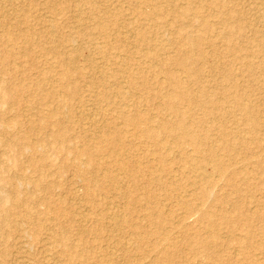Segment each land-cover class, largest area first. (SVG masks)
I'll return each mask as SVG.
<instances>
[{"label":"bare ground","instance_id":"6f19581e","mask_svg":"<svg viewBox=\"0 0 264 264\" xmlns=\"http://www.w3.org/2000/svg\"><path fill=\"white\" fill-rule=\"evenodd\" d=\"M233 1H234V4H233L234 6L237 5L238 3L239 5H241L240 0H233ZM257 1H262V0H257ZM243 2L241 3L244 4ZM249 2L250 1H248V4ZM262 2H264V0ZM130 3H134L133 7L135 9L134 10L135 13L133 12V15L135 16L137 20L141 22L139 24L132 22L131 18L130 20L125 18L127 17V15H125V11L123 12L122 8L124 5H129ZM229 3H232V2L230 1ZM229 3L226 0H185L183 5L180 4L179 0H74V8L71 11V13L68 15V18L73 23V26L71 27L70 30H68L63 35V43H60L62 44L61 51L56 50V49L48 50L49 54L54 55L55 63L54 65L52 64L51 66H46L44 70H42L43 71L42 74L40 73L41 78L40 79L38 78L36 82V87H35L36 89H39L37 91L35 89V92L39 91L37 95H39V93L41 92L39 97L38 96L37 98L35 97L37 100L36 102L39 103L40 106H44L45 105L44 103L46 101L55 102L56 104L53 107H47L45 109V113L40 112L35 108L34 109H35V112L37 113L36 116L39 117L40 125L43 127V130H45L46 125H49L52 129L48 131L50 132L49 135L51 137L50 139L51 141L50 143H48V146L55 149L58 153L64 156H67L68 158L69 156H71L74 167L77 166L76 164H78L81 159L84 161V163L80 162V164L82 165L85 164L86 170L82 168V172L79 171L77 172V174L80 176V178L82 177V179L86 182L85 197L88 202L89 201L96 202L94 199H91L92 198L91 195L97 190H103V193L106 191H111V190H116L119 193H123L124 184L122 182L123 186H121L120 179H123L124 177L121 178V176L119 177L118 175L123 174L126 171L128 172L129 170L131 174H134V175H137L138 177L143 178V183L140 184V186L143 188L142 189L143 193L141 194V198H143V201L145 202V209L147 210L151 209L149 207L151 204L154 205L155 203H158L157 197L155 196L153 189H152V186L154 184H157L156 186H158L159 188H163V190H165L166 199L170 197H176L174 194H172L173 191L171 192L170 190H168L169 183L165 181L161 177V175L159 174L156 175V173H154L155 171L147 174L146 171H151L153 169H151L150 167V170H149L147 167V170H145L146 168H144L143 163L146 160L144 161V158H142L141 159L143 160L142 162L140 161L139 158L135 157L137 148L139 150H142L146 154L145 156L147 155L151 156L152 154L156 156L155 159L157 158V161L159 162V164L155 168L156 170L161 172V174L163 172L173 173L174 169L172 170L171 165L169 166V164L174 162V160H171V159L168 160L167 155L171 153V150L168 147L169 143H171V145L176 143L177 145L175 146V148L179 149V152L178 150L177 152L183 155L180 158L181 160L180 159L178 160L179 162H181V166H182V168H180L182 170L181 174L184 175L185 177H188L191 183H193L192 185L196 186L195 188L200 189V195H198L197 198L198 199L201 198V200L212 196L211 191L213 190H210V189L208 190L207 187H209L210 185H213L212 184V182L214 181L213 179H217V178H214L215 176H223L224 174H226L225 173L226 168H229L230 166H235V168H233L235 170H233L231 174L229 175L232 177L228 178V181L230 182L235 179V176L242 174L244 172L243 171L244 168H242L241 166L238 167V169H236L237 168L236 160L239 159L238 157L242 153H243L241 155L242 158L249 160L248 163L252 165L255 170L258 169L259 172L261 171V173H264V159L261 157L259 158V156L261 155L256 156L252 150V146L254 147L256 144V139L249 141L248 139L238 136L236 135L237 130H235L234 132H230V137L228 136L227 132L224 133V131H226V124L228 123V121L235 124L234 119L229 120L232 115V112L230 111V109H227V107L224 106V104L226 103H228L229 106H231L232 110L239 112L242 124L247 125L245 132L251 135V137H253V134L256 133L257 131L256 128L260 126V120H261L260 119L261 116L259 117V113H261L259 112L260 110L253 104H249V103L246 104V102L242 103L243 101L242 97L264 95V58L259 61H252V60H247L246 59L247 57L244 54L248 51V54L250 56H252V54L254 53H262L264 56V33L255 36L256 35L255 25L256 24L264 25V8H261L259 6L256 7L255 10L253 8H251V10L248 8V13H246L248 17H244V16L242 17V15L238 13V10H236L235 7L232 8L228 6ZM66 4H67L66 0H52L51 3L47 4L46 9L49 10L50 12H54V10H56L55 7H60L61 11L59 13H64L66 15L68 13V11L65 13V11L67 10ZM212 8H218L219 15H216V17L213 16L215 15V13L211 12ZM55 16L54 18H56ZM54 18H51L47 21L49 25V30H48L49 35L51 36V38L49 39L53 38L52 40H54L56 37L58 38V27L55 23ZM188 27H192V29L193 27H195L196 32L194 33L192 30L188 31L187 30ZM250 32H252V37L247 38L246 33H250ZM237 38L242 39L241 40L242 42L236 43L235 39ZM84 39L90 42V50L88 49L89 51L87 53L88 56L86 55L87 58L85 57L84 59L85 65L86 67H89L90 70H92L91 73L92 72L94 73V74L90 73V76L88 77V81L86 79L87 77L85 76V74L82 73V71L76 64L79 54L81 53L83 49L76 48L73 46V42H75L76 40H84ZM13 43L11 42V45H13ZM55 45H58V44H55ZM168 45L172 46L173 47L172 49L175 50L174 51V53L176 54L175 57L170 58V57L164 56L166 55L165 52L167 51V48H169ZM252 46L253 48H251ZM0 51H1L0 65L3 63L5 64L9 63V60H10L9 56L10 55L12 56V54L10 53L11 52L13 53L14 50L10 51L9 53L7 48L2 47ZM58 51L63 54L64 56L63 59L56 58L57 55H59ZM45 54H47V52H45ZM26 56H27V53H26ZM209 56L212 57L213 60L211 61H213V63L209 67L207 65L206 68H213L215 72L217 71V73L220 74L219 84L216 86H213L214 89H212V92L210 94L207 92V90L203 86L204 85L203 79L199 82V79L201 78V77L199 78V73L204 71L203 69L205 67L203 66L208 64L207 60ZM224 58L226 59L229 58V61L231 63L227 64L226 63L227 61L223 62L222 59ZM123 59L124 61L122 64L121 61ZM234 64L235 66L236 64L239 66L237 71H235L234 69V66H233ZM157 67L159 68L160 73L164 74V77H162V76H159L160 75L159 73L158 76L161 77L160 79L158 78L157 75L154 74V68L157 69ZM172 67H175V69L180 71L182 75L180 76L177 75L176 72H174V70L170 69ZM0 68L2 67L0 66ZM56 68L60 69V78H59L60 79V85H59L60 94H58V92L53 90L54 87L52 85L49 86V83L53 81L52 79H55V76L53 78H51L50 76H52L53 71ZM16 72L18 71L16 70ZM28 73L30 72H27V74ZM122 75H128L126 77H128L127 85L129 87V91L120 90L118 85L116 86V82L114 84L113 82L110 81L112 78L116 79L117 77H120ZM240 77H244L245 81L248 82L249 85L240 84L239 83ZM10 78L11 77L8 78V81H10ZM85 79H86L87 84L86 82H84ZM78 81H80L84 85L83 86L84 89H86L85 98H83L84 95L83 96L80 95V98L78 96L79 88L80 90L83 88L79 84L77 86V83H79ZM162 81H167L168 84L172 86V89L162 92V90L160 89V83ZM188 83L192 84L193 86L196 84L197 88L194 90L191 89ZM20 85L21 87L25 86V88H27L28 84L25 85L22 82ZM47 85L49 87H47ZM68 85H70L71 87H68ZM21 87L19 90L23 89ZM64 88H67V89L69 88L71 90V93H70L72 97L71 100L74 99L78 101V98H79V101H78L79 107L76 108V112H78L79 114L78 116L82 120L81 125L93 128V132L89 133L90 135H86L85 133L86 131L84 132L83 126L80 125L81 128L83 129V130L82 129L80 130L82 131L84 135L81 137L82 146L78 148L71 147L68 143H66L68 137H67V134H65L63 124H66V122L69 121L68 111L69 112L74 111L75 108L69 105V101L67 97L62 96V93L67 94L68 92ZM1 89H2V86H0V90ZM15 89L12 90L11 88L9 90L13 92L12 96H10L11 100H9L11 104L14 103V102L12 103L11 101L18 100L20 102L21 100V99L19 100L17 97L20 94V91H19V94H17ZM134 90H137V92L139 91L138 92L139 97L140 99H142V101L140 100L139 102L131 101L133 97V96L131 97L132 95L131 92ZM9 93L10 92L7 91L6 95H9ZM32 96L34 95L32 94ZM32 96H30L31 102L33 98ZM23 99L24 98H22V100ZM109 99H116L118 101V104H116L115 106H110V104L109 105L102 104V103H105V101ZM28 100L29 99H27V101ZM154 100H156L157 102L156 103V105H158L157 107H161L162 110H164L168 115H171L175 119L174 122L171 120V122L173 123L171 122L167 123L163 121L161 122V124H159V126L156 124L157 127L155 129L157 130H154L150 126V122L153 120L152 117L154 116L152 117L149 116L147 113L148 110H146L147 112L145 111L147 114L143 112L141 110L143 107L139 108L140 104H147L148 102H152ZM36 102L34 104H36ZM131 102H133L134 104L136 103V104L130 105ZM262 105L264 108V99L262 100ZM27 106H28V102H27ZM38 106L37 108L40 109ZM34 109L33 110L30 109V110L34 111ZM66 109H68V111ZM195 109L201 110V112L203 113V116H201L200 118H195V115H196L194 114ZM7 111H5V113ZM111 111H114L117 113L114 116H111L110 118L106 117L105 115ZM90 112H91V115H90ZM263 113H264V110H263ZM1 120H3V117L2 119L0 118V122ZM17 121L19 122V120H15L10 123V122H7V120L6 121L3 120L4 123L2 124L3 125L5 124V128L2 129L0 126V129L8 131L14 128L15 130L17 128V125L19 124ZM156 122L157 121H155L154 123ZM211 129H217V131L219 132L220 138L216 139L217 143H213L215 141H213V138L211 137V135L210 136L208 135V132ZM160 132H163L168 138H171L173 142H169L168 144L163 143L165 145H162L160 148L158 147L159 148L158 151L157 150L154 151L151 149V147H154L155 138L156 136L160 135ZM220 132L222 133L220 134ZM0 133L4 136L3 132H0ZM7 134L10 135V133H6L7 137H8ZM30 134H33L32 130L30 131ZM11 135L9 136V138L5 136L1 137L2 139L0 138L1 140L0 143H2L3 145H7L8 147L13 146L16 149L18 145L16 144L17 142L15 141L19 138H16V139L14 138L16 137L15 135L17 136L19 135L15 134L14 135L15 137ZM26 135L25 136L23 135L24 138L28 137ZM23 136H21L20 134L21 138ZM226 137H227V140H225ZM39 145L40 144L38 142H33L30 145L26 143L25 145H19L18 147H20L22 150L25 149L30 152L31 151L34 152L37 150L42 151L43 146L42 145L39 146ZM171 145L169 146L171 147ZM187 145L191 146L192 153L188 151L190 154L186 155V154H183V152H184L185 146ZM8 147L4 146V149L6 148L8 149ZM10 150L8 149L7 152ZM17 150H19V148H17ZM2 151L3 150L0 149V154H2L1 153ZM27 151H26V154H27ZM122 151H124V153H121ZM21 153L19 152L20 155ZM7 154L8 153H6L5 155ZM222 154H225V155L227 154L225 160L224 158H222V156H224ZM14 156L17 157L18 155L16 156L14 154ZM1 157H0V160H1ZM8 158L11 159L10 156ZM8 158L6 160H8ZM39 158H41V161H42L44 159V154L40 155ZM255 158H258V159H255ZM2 160H5V158ZM146 162H148V160ZM93 165L95 166L92 167ZM250 165L247 164V166H250ZM113 166L115 168L113 170H110V168ZM92 168L94 169L95 173H99V179L93 180L92 178H89L85 175V173H87L88 170ZM207 168L210 169V171H207L206 170ZM8 170L9 169H7V171ZM1 171L2 172L0 173V178L2 179L4 176V179H2L4 181L1 180L0 182H6L7 184L8 179L5 181V173H4V170H2V168H1ZM7 173H10V172H7ZM10 176H7V178H9ZM17 177L18 176L11 177V180L12 181L16 180L17 182L18 179L19 180L21 179V178L17 179ZM24 178L26 179V177ZM17 183H19V181ZM35 184L37 185L38 183H35ZM182 189H183V185L178 184L177 190H182ZM3 190L5 189H2V192L0 191V196L1 194H3ZM12 191L13 190H11L10 193H12ZM194 191L195 190H193L191 193L192 196L194 195L193 194ZM234 192L235 194L240 195L243 192V188L238 185L236 186ZM22 193L23 192H21L20 195H22ZM187 197L179 196V199L175 200L176 203L180 207L182 206L184 209L183 215L181 214L182 217L179 216L176 222L171 221V218L169 217L171 216L170 212H168L169 216H164L165 213H163V209L159 207L158 208L155 207L154 213L156 214L155 217H156V220L158 221V226H159L158 230L162 232L163 225L165 223H169L172 225L174 224L176 226H179V227L181 226L184 228L185 225L184 226L182 225L183 221L187 226H190L189 223H186V220L190 218L192 215H197V219L198 218L200 219L201 217H204L205 215L210 214L209 212L206 213L204 209L201 210L202 208L199 210L198 208L196 209V208L189 207L190 203L188 202L190 200L191 201L195 200V198L193 197L192 199H190L188 197L190 199L189 200ZM0 198H2L6 202L12 203V205L18 203L16 194H15V197L14 195L13 197H8L6 195H3ZM134 200H135L134 198L132 197L130 198V202ZM228 200L229 199L226 197L224 198V197L213 196V201H217L220 204L228 205L227 204ZM13 207L15 209V206ZM231 207L235 211L243 210L242 211L243 216H244L243 221L249 220L251 217H253L252 212L247 209H243V205L241 203H236L232 205ZM127 208L129 209L130 205H128ZM10 211L8 210V212ZM4 215H5V212H4ZM57 215L58 213L56 212L54 216H57ZM114 216L112 217L115 218ZM25 217L31 220V217L27 215V211L25 213ZM180 217H181V220H180ZM23 219H24V216H23ZM221 219L224 220L225 218L222 216ZM6 222H8V220L5 219V216H0V224L3 225ZM76 222L77 221H75V223ZM119 224H121V221L116 220L115 225L117 226ZM209 224H211V222ZM212 224L214 225L213 227L216 226L214 223ZM13 225H9V226H13ZM30 226H32V224ZM17 228L19 230V227ZM122 229L124 230V228ZM214 231H210L209 235L207 231L208 236L207 235L205 236L208 237V240H202L199 238L200 243L203 245L206 244V246H212L213 248H215V245L217 244V240L220 237H218V235H216ZM14 234L16 233L14 232ZM22 237L23 235L21 236V239ZM7 244L8 243H6V245ZM25 244H26V240H25ZM58 244H61V242L58 241ZM4 246H2L1 249ZM72 248H73L72 246L71 247L68 246L65 249V251L67 252L69 256V259L73 263L72 259L75 256V254L73 253L74 250H72ZM28 249L30 250V248L27 246L26 250ZM4 261H8V260H6L5 258ZM151 261H153V259ZM71 262L69 261L70 264Z\"/></svg>","mask_w":264,"mask_h":264},{"label":"rangeland","instance_id":"374dc122","mask_svg":"<svg viewBox=\"0 0 264 264\" xmlns=\"http://www.w3.org/2000/svg\"><path fill=\"white\" fill-rule=\"evenodd\" d=\"M66 1H67L66 4L67 10L65 11V13L67 11L68 13L65 15L64 13H59L61 11L60 7H55L56 10H54V12H50L49 10L46 9L47 4L51 3L52 0H0V40H1L0 49L2 47H5L8 49L9 53L12 50H14V52L18 51L16 53L14 52L10 53L12 54V56L11 55L9 56L10 57L9 63L6 64L3 63L0 65L2 67L0 68V86H2V89L0 90V101H2L0 102V118L2 119L3 117L4 121L7 120V122L10 123L15 120H19V122L17 121L19 123L17 125V128L15 130L13 128L8 131L2 130L5 128V124L3 125L2 123L4 122L3 120H1L0 124L2 125L0 126L2 129L0 130L2 131L0 132H3L5 137H7L6 133H10V135L12 134L11 136L13 137L16 136L14 139L19 138L15 141L17 142L16 144L18 146L25 145L26 143L30 145L33 142H38L40 145L43 146L42 151L37 150L34 152L33 151L30 152L25 149L22 150L18 146L15 149V147L13 146L8 147L7 145H3L2 143H0V147H1L0 149L3 150L1 152L2 154H0V157L2 156L1 160L5 158V160L2 161L0 160L1 162L0 173L2 172L1 171L2 168V170H4L5 173V181L8 179L7 184L6 182H0V185L3 187L2 188L0 186V191L2 192V189L6 190V192L5 190H3V194H1L0 197H2L3 195H6L8 197H13L14 195L15 197L16 194L18 201L17 204L12 205V203L6 202L2 198H0L1 200L0 216H5V219L8 220V222L4 223L3 225L0 224V229H1L0 243H2L0 245L4 246L6 245V243H8L2 249H1L2 246H0V255H1L0 264H6V263L7 264H70L69 261L71 262V260L69 259V256L65 251V249L68 246L73 247L72 250H74L73 253L75 254V256L72 259L73 263L71 262V264H264V173H261V171L259 172L258 169L255 170L253 166L248 163L249 160L243 159L241 156L243 153L238 157L239 159L236 160V167H237L236 169H238V167L241 166L242 168H244L243 170L244 172L242 174L235 176V179L230 182L228 181V178L232 177L229 175L233 170H235L233 169L235 168V166H230L229 168H226L225 169L226 174H224L223 176H215L214 178L217 179H213L214 180L212 182L213 185L207 187L208 190L209 189L213 190L211 191L212 196L201 200V198L199 199L197 198V196L200 195V189L195 188L196 186L192 185L193 183H191L190 179L181 174L182 170L180 168H182V166H181V162H179L178 160L183 155H181V153H178L179 152L178 148H175L177 144L174 143L171 145V143L169 142H173L172 139L168 138L163 132H160V135L156 136L155 138L154 147H151V149L154 151L156 150L158 151V149L162 145H165L163 143H167V144L169 143V145H171V147L168 145V147L171 150V153L167 155V157L168 160L169 159L174 160V162L169 164V166L171 165L172 170L173 169L175 170V171L173 170V173L163 172L161 174V172L156 170L155 167H157L159 162L157 161V158L155 159L156 156L153 154L151 156L148 155L145 156L146 154L142 150H139L137 148L136 155L135 154L134 155L135 157L139 158L140 161L142 162H143V160H141L142 158H144V161L148 160V162L145 161L146 163L145 162L143 163L144 168H146L145 170H147L148 167V169L150 170L151 167V169L153 170L146 171L147 174L155 171L154 173H156V175L157 174L161 175V177L169 183L168 190H170L171 192L173 191L172 194H174L176 197H170L166 199L165 190H163V188H159L158 186H156L157 184H154L152 186V189L155 196L157 197V202L159 204L158 203H155L154 205L151 204L152 206L151 205L149 206L151 209L148 210L145 209V202L143 201V198H141V194L143 193L142 190L143 188L140 186V184L143 183V178L131 174L129 170L128 172L124 171L125 173L118 175L119 177L121 176V178L124 177L123 179H120L121 186H123L124 184L123 193H119L116 190L106 191L103 193V190H97L91 195L92 197L91 199H94L96 202L87 201L85 197L86 182L82 179V177L80 178V176L77 174V172L79 171L82 172V168L86 170L85 164L84 165L80 164V162L84 163V161L81 159L79 163L76 164L77 165L76 168L72 163L71 156H69L68 158L67 156L58 153L55 149L48 146V143H50L51 141L50 140L51 137L49 135L50 132L48 131L52 129L49 125H46L45 130H43V127L40 125L39 117L36 116L37 113L35 112V109H37L38 111L45 113V109L47 107H53L56 104L55 102L46 101L44 103L45 104L44 106H40L39 103L36 102L37 101L36 98L37 96L38 97L40 96L41 92L39 93V95H37L39 91L35 92L36 89L35 87L38 78L39 79L41 78V74L43 72L42 70H44L46 66H51L52 64L54 65L55 63L54 55L49 54L48 50L56 49L61 51L62 44L60 43H63V35L73 26V23L68 18V15L71 13V11L74 8V0H66ZM184 1L185 0H179L181 5H183ZM226 1H228V3L231 1L232 3H229L228 6L232 8L235 7L236 10H238V13L242 15V17L243 16L248 17V15L246 14L248 13V8L250 10L251 8L255 10V8L258 6L264 8V2H262L263 0L262 1L244 0V2L243 0L242 1L240 0L241 5H239L238 3L235 6L233 5L234 4L233 0H226ZM248 1H250L249 4ZM241 2H243L244 4H242ZM133 5L134 3H130L129 5H124L122 9L123 12L125 11V15H127V17L125 18H127L128 20H130L131 18L132 22L139 24L141 22L137 20L133 15V12L135 10ZM218 10H219L218 8H212L211 12L215 13V15L213 16L216 17V15H219ZM54 16L56 18H54ZM51 18L55 19V23L58 27V38L56 37L54 39L55 41L52 40L53 38L49 39L51 38V36L49 35V31H48L49 25L47 21ZM255 28H256L255 36L264 33V25L256 24ZM187 30L188 31L192 30L194 33L196 32L195 27H193V29L192 27H188ZM246 35L247 38H251L252 32L246 33ZM241 40L242 39L237 38L235 39V42L240 43L242 42ZM52 41H54L55 43ZM11 42L12 43L14 42L13 45H11ZM73 46L76 48L83 49L79 54L76 64L80 68L82 73L85 74V76L87 77L86 79L88 81V77L90 76L92 70H90L89 67H86L84 59L85 57L87 58L88 56L87 53L90 50V42L86 41V39L76 40L75 42H73ZM253 46L251 48H253ZM172 48H173L172 46H169V48H167V51L165 52L166 55L164 56L170 58L175 57L176 56V54L174 53L175 50ZM45 52H47V54H45ZM244 54L247 57L246 58L247 60L259 61L264 58L262 53H254L252 54V56H250L247 51ZM0 56H1V51H0ZM56 58L63 59L64 56L62 53L59 52V55H57ZM49 60L52 61L50 62ZM211 60L213 59L212 57L209 56L207 60L208 64L203 66L205 67L203 69L204 71L199 73V78L200 77L201 78L200 79L198 78L199 82L203 79L204 81L203 86L209 94L212 92V89H214L213 86L218 85L220 80L219 79L220 74L217 73V71L215 72L213 68H206L207 65L209 67L213 63V61ZM123 61L124 59L121 61L122 64ZM222 61L223 62L227 61L226 62L227 64L231 63L229 61V58L227 59L224 58L222 59ZM233 66L235 71H237L239 66L237 64L236 66L235 64ZM4 69H6L7 71ZM170 69L174 70V72H176L177 75L179 76L182 75V73L177 69H175V67H172ZM16 70L18 72H16ZM208 70L210 71V73ZM26 71L30 73L27 74ZM54 71L52 76L50 77L53 78L55 76V79H52L53 81L49 83V86L52 85L54 87L53 90L58 92V94H60L59 92L60 69L56 68ZM159 73H160L159 68L158 67L157 69L154 68V74L158 76ZM126 76L128 75H122L120 77H117L116 79L112 78L113 81L112 79L110 81L113 82L114 84L116 82V86L118 85L120 90L129 91V87L127 85L128 77ZM159 76L164 77V74L160 73ZM159 76L158 78L160 79L161 77ZM9 77H11L10 81H8ZM86 79L84 80V82H86ZM22 82L25 85L28 84L27 88H25V86L21 87L20 84ZM78 82L79 83H77V86L78 84L81 85L82 87L84 86L80 81ZM239 83L242 85H247V84L249 85V83L245 81L244 77L239 78ZM70 85H68V87H71ZM188 85L193 90L197 88L196 84L193 86L192 84L188 83ZM49 86L47 85V87ZM10 87L12 88V90L16 88L15 90L17 94H19L20 91L19 94L20 96L18 95L17 97L19 100L21 99L20 100L21 103L18 100L11 101L12 103L14 102L13 104L9 102V100H11L10 96H12L13 94L12 91H9L11 89ZM20 87L23 89L19 90ZM64 89L67 90L68 92L67 94L62 93V96L67 97L69 101V105L75 108V110L71 112H69L68 109H66L69 114V121L66 122V124H63L65 134H67L68 137L66 143H68L71 147L78 148L82 146L81 137L84 134L80 130L82 129L81 126L83 125H81L82 120L78 116L79 114L78 112H76V108L79 107L78 101L80 95L81 96L84 95L83 98H85L86 89H84L83 87L80 90L79 88L78 101L74 99L71 100L72 98L70 94L71 90L69 88L68 89L64 88ZM160 89L162 90V92H165L167 90L172 89V86H170L167 81H162L160 83ZM37 90L39 89H36V91ZM7 91L10 92L9 95H6ZM138 92L137 90L131 92L132 94L131 97L132 96L134 97V98L132 97V99L130 97L131 101L133 102H137V101L139 102V100L142 101V99H140L139 97ZM32 94L34 96H32ZM30 96H32L35 100L34 101L32 98V102L34 101L33 103L30 101L31 100ZM22 98L24 99L22 100ZM27 99L29 100L27 101ZM242 99H243L242 103L246 102V104L248 103L253 104L260 110L259 111L261 112L259 113V117L261 116L260 126L256 128L257 130L256 133L253 134V137H251V135L245 132L247 125L242 124L239 112L232 110L231 106H229V104L226 103L224 104V106L227 107V109H230V111L232 112V115L229 120L234 119L235 124L228 121V123L226 124V131H224V133L227 132L228 136L230 137V132H234L235 130H237L236 135L238 136L248 139L249 141L256 139L255 146L254 147L252 146L253 153L256 156L261 155L259 156V158L261 157L264 159V123H263L264 108L262 105V100L264 99V95L261 96L256 95L249 97L244 96L242 97ZM27 102L30 108L27 106ZM35 102L36 104H34ZM133 102H131L130 105L136 104V103L134 104ZM156 103H157L156 100H154L152 102H148L147 103L148 105L147 104L139 105V108L143 107L141 109L143 112L148 110V112L146 111L148 115L151 117L154 116L152 117V119L154 120V122L155 121L157 122L154 123L153 120L151 121L152 123L150 122V126L154 130H157L155 128L157 127V125L159 126V124H161V122L163 121L167 123H170L171 120L173 122L175 121L174 117L168 115L164 110L161 109V107H157L158 105H156ZM102 104L103 105L110 104V106H115L116 104H118V101L116 99H109ZM37 106L40 109H38ZM6 109L7 110L10 109V110L7 111ZM30 109L31 110L34 109V111H31ZM5 111L7 112L5 113ZM116 113L117 112L111 111L105 116L110 118L111 116H114ZM194 114H196L195 118H200L201 116H203V113L199 109H195ZM83 128L84 130L83 129L82 130L84 132L86 131L85 132L86 135H90L89 133L93 132V128L86 126H83ZM31 130L33 131V134H30ZM221 133L222 132H220V134ZM15 134H18L19 136ZM20 134L21 136L23 135L25 136L27 134L26 136L28 137L27 138L25 137L26 139L24 138V136L21 138ZM7 135H8L7 138H9L10 135L9 134ZM208 135L209 136L211 135L213 141H215L213 143H217L216 139L220 138L217 129L209 130ZM4 136L0 133V138ZM225 140H227V137L225 138ZM4 146L8 147V149L11 150L7 152L8 149L7 148H6L7 150L4 149ZM17 148L21 150L19 151L17 150ZM191 150H192L191 146L187 145L185 146L183 154L186 155L190 154L192 153ZM188 151H190V153ZM15 152H17L18 154ZM19 152L20 153L22 152L23 154L21 153L20 155ZM3 153L5 154L8 153L9 155L8 154L5 155ZM13 153L16 156L17 155L18 156L15 157ZM121 153H124V151H122ZM42 154H44V159L41 161V158L39 157ZM222 155H224L222 156V158H224L225 160L227 154L226 155L222 154ZM9 156L11 159L8 158ZM7 158L8 160H6ZM247 164L250 166H247ZM94 166L95 165H93L92 167ZM114 168L115 167L113 166L110 168V170H113ZM7 169L9 170L7 171ZM206 170L210 171V169L208 168ZM85 175L89 178H92L93 180L99 179V173H95L93 168L88 170V172L85 173ZM7 176H10L9 177L10 179L7 178ZM16 176H18L17 179L21 178L20 180L19 179L17 180V182L19 181V183H17L16 180L15 181L11 180V177H16ZM24 177H26V179ZM27 177H29L30 180ZM47 178L50 181H48ZM2 179H4V176ZM2 179L0 178V181ZM35 183L38 184L36 185ZM178 184L183 185L182 190H177ZM16 185L18 188L16 187ZM238 185L243 188V192L240 195H237L234 192L236 186ZM192 189L195 190L193 194L196 197L194 195L193 196L191 195L193 191ZM7 190L8 191L13 190V191L12 193H10V191L8 192ZM21 192H23L22 195H20ZM179 196L180 197L188 196L190 199L194 197L195 200H192L193 202L187 197L190 200L188 202L190 203L189 207L196 209L198 208L199 210L202 208L201 210L204 209L206 213L209 212L210 214L205 215L200 219L199 218L197 219V215H192L190 218L186 220V223H189L190 226H187L183 221L182 225L183 226L185 225L184 228L181 226L180 227L176 226L174 224L172 225L169 223H165L163 225V229L161 232L160 230H158L159 229L158 221L156 220L155 217L156 214L154 213L155 207L156 208L159 207L163 209V213H165L164 216H169L168 212H170L171 216L169 217L171 218V221L176 222L177 218L181 216V214L183 215L184 213L183 207L182 206L180 207L175 201L176 199H179ZM213 196L228 198L229 199L227 201L228 205L220 204L217 201H213ZM131 197L135 199L132 202H130ZM19 202L21 205L19 204ZM236 203H241L243 205V209H247L251 211L253 217H251L249 220L243 221V217H244L242 212L243 210L235 211L231 207ZM9 205L12 207H10ZM128 205H130L129 209L127 208ZM13 206H15V209ZM7 209L9 211L12 209L10 211L12 213L8 212ZM26 211H27V215L31 217L32 221L29 220V218L25 217ZM56 212L58 213V215L54 216ZM150 215L151 216L153 215L154 218L153 216L151 217ZM221 215L225 218L224 220L221 219L222 218ZM112 216H114L116 219L113 218ZM116 220H120L121 224L116 226L115 225ZM75 221L77 222L75 223ZM26 222L29 224H27ZM37 222L40 223L38 224ZM210 222L211 224H209ZM13 223L15 226L18 225L17 227H19V230L17 227L13 225ZM30 223L32 224V226H30L31 225ZM212 223H214L216 226L213 227L214 225ZM7 225L8 226L13 225L14 227L13 226L8 227ZM122 228H124V230ZM207 231H208V235L210 231H214L216 235L220 237L217 240V244H216L217 246L215 245V248H213L212 246H206V244L203 245L199 241V238L202 240H208ZM14 232L16 234H14ZM20 235L21 236L23 235L22 239ZM166 237L168 240L166 239ZM1 238L3 241L1 240ZM23 238L26 240V244ZM58 241H60L61 244H58ZM27 246L30 248V250L29 249L26 250ZM4 257L8 261H4L5 260ZM152 259L153 261H151Z\"/></svg>","mask_w":264,"mask_h":264}]
</instances>
